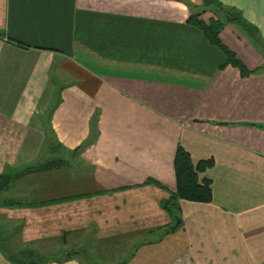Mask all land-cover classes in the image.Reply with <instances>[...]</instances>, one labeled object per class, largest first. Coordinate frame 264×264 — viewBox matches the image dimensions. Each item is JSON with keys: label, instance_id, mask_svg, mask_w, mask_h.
I'll use <instances>...</instances> for the list:
<instances>
[{"label": "crops", "instance_id": "0c3cea01", "mask_svg": "<svg viewBox=\"0 0 264 264\" xmlns=\"http://www.w3.org/2000/svg\"><path fill=\"white\" fill-rule=\"evenodd\" d=\"M218 1L264 40V0ZM203 10V0H0V175L12 179L0 192V264H14L6 249L81 248L106 263L142 239L153 243L127 264H264V54L228 23L223 45L260 69L220 68L225 53L188 23ZM179 145L194 163L214 160L201 175L213 201H180L182 227L162 238ZM56 160L66 165L20 174Z\"/></svg>", "mask_w": 264, "mask_h": 264}, {"label": "trees", "instance_id": "16d2710c", "mask_svg": "<svg viewBox=\"0 0 264 264\" xmlns=\"http://www.w3.org/2000/svg\"><path fill=\"white\" fill-rule=\"evenodd\" d=\"M203 3L204 10L196 15H192L189 18L188 23L198 27L211 44L225 53L227 59L225 64L220 68L231 64L240 70L243 77L257 73L260 68L254 71H249L237 58L236 54L232 53L223 45L219 35L228 23L235 24L240 31L251 40L257 49L264 54V40L262 39L259 30L250 25V23L244 19L242 13L235 8H227L218 0H203ZM207 12L213 13L214 16L211 17L208 22H205L201 19V16ZM65 165L66 163L64 160L50 161L44 165L26 168L24 171L20 172V174L23 175L32 172L50 171L62 168ZM213 165V159L201 160L198 163H194L190 153L181 145L178 146L174 160L177 184L176 192L169 200L162 203V208L172 217L173 223L170 226L159 228V230L162 231V238L182 227V216L180 215L181 208L179 205L180 201L201 204H209L213 201L212 180L201 177V175L208 169L212 168ZM10 178V175H0V192L10 187L12 182V179ZM178 221H180V223L177 225ZM154 232L155 231L149 232L148 235L154 234ZM65 236L66 235H64L63 238H65ZM162 238H159L157 241H161ZM152 243L153 242L148 241V239L137 240V242L135 241L132 247V254L125 259L119 260L116 264H127L141 246ZM6 251L4 252L8 259L14 264H49L53 262L61 264L80 256L87 258V260L91 262L90 264H100L96 257L94 258L91 256L90 252L83 248L72 249L66 252H50L46 254L40 253L34 249H23L16 252L6 249ZM59 253H64V257L58 260L57 254Z\"/></svg>", "mask_w": 264, "mask_h": 264}, {"label": "rangeland", "instance_id": "374dc122", "mask_svg": "<svg viewBox=\"0 0 264 264\" xmlns=\"http://www.w3.org/2000/svg\"><path fill=\"white\" fill-rule=\"evenodd\" d=\"M146 76L151 77V75H149V73H145ZM160 78L162 80H167L170 82H187L184 78L186 77H178L176 75H170L168 73H160L159 74ZM137 242V241H136ZM132 243L134 244L135 242L132 241ZM132 247L131 243H127V245H122V246H115L112 253L115 254L112 258H109L106 263H104L105 261H103L104 264H116L119 260L121 259H125L127 258L129 255L132 254ZM89 249V248H88ZM88 249H86L87 251H89ZM97 250L92 249L91 251V256H93L95 258V255L101 252H96ZM58 258H63L64 257V253H59L57 254ZM81 259H83L85 262L87 263H91L90 261L87 260V258H85L84 256H80ZM102 262H100V264H103Z\"/></svg>", "mask_w": 264, "mask_h": 264}, {"label": "water", "instance_id": "95a60500", "mask_svg": "<svg viewBox=\"0 0 264 264\" xmlns=\"http://www.w3.org/2000/svg\"><path fill=\"white\" fill-rule=\"evenodd\" d=\"M180 223V221L177 222V225Z\"/></svg>", "mask_w": 264, "mask_h": 264}]
</instances>
